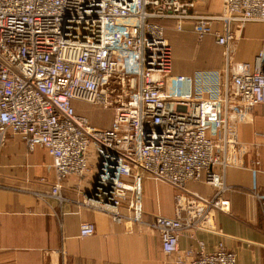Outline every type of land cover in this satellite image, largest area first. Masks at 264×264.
<instances>
[{"label":"built area","instance_id":"2783aa9c","mask_svg":"<svg viewBox=\"0 0 264 264\" xmlns=\"http://www.w3.org/2000/svg\"><path fill=\"white\" fill-rule=\"evenodd\" d=\"M168 21L179 32L190 22L200 41L213 37L226 70L174 72ZM249 23L264 24V0H225L215 13L198 0H0V146L10 133L30 151L43 146L56 172L53 196L62 199L66 178L86 179L98 209L157 230L171 264H237L222 242L211 251L179 242L230 212L229 187L214 171L226 166L229 140L215 136L227 132L232 90L236 109L264 105V37L252 60L228 71ZM83 103L112 110L111 125L78 113ZM146 179L174 189L173 216L144 220ZM191 181L215 195L190 190ZM254 196L264 218V189ZM95 230L85 222L80 234Z\"/></svg>","mask_w":264,"mask_h":264},{"label":"crops","instance_id":"0c3cea01","mask_svg":"<svg viewBox=\"0 0 264 264\" xmlns=\"http://www.w3.org/2000/svg\"><path fill=\"white\" fill-rule=\"evenodd\" d=\"M223 1L215 0L221 7ZM165 24L168 37L178 32L173 29L174 22ZM181 32L191 38L192 24L185 22ZM263 37V23L247 24L232 47L233 60H252ZM203 52L204 60L207 50ZM224 52L221 47L219 54ZM217 63L222 66L221 59ZM191 69L179 67L178 71L187 73ZM241 107L253 110L252 114L229 123L226 133L215 136L224 139L227 135L229 140L226 166L215 167L214 171L229 187L223 196L229 201L230 212L216 214L214 230H199L194 238L191 232L183 234L179 247L199 250L201 241L211 251L222 242L226 249L236 252L237 264H264V218L254 196V191L264 189V105ZM219 144L223 145V140ZM56 181L48 151L43 146L30 151L20 136L10 133L0 146V264L172 263L175 255L163 252L157 230L145 223L116 220L111 213L98 209L91 199L93 186L86 179L66 178L62 199L51 193ZM161 185L149 179L143 183L147 222L156 215H174V189L163 193ZM188 188L209 198L216 192L204 181H191ZM85 222L93 223L96 229L87 237L80 234Z\"/></svg>","mask_w":264,"mask_h":264},{"label":"rangeland","instance_id":"374dc122","mask_svg":"<svg viewBox=\"0 0 264 264\" xmlns=\"http://www.w3.org/2000/svg\"><path fill=\"white\" fill-rule=\"evenodd\" d=\"M198 7L199 10L203 12H219L222 10L221 5L216 4L215 0H205L204 2L198 0ZM187 34L188 33L178 31L173 35L171 34V36L175 39L172 37H168L173 49L174 72L182 73L181 71H178L179 67L192 68L191 72L183 73L187 75H193L200 70H215L220 72L226 70V67L228 65L226 54L225 52L223 55L221 53L219 54L221 46H218L215 41H213V37L210 36L203 41H200L195 34H193L191 38H185L184 36H186ZM207 39H211V41H207ZM204 49H206L207 52L205 55L206 59L203 60ZM220 59L222 61V66L218 67L219 64L217 63V61L219 62ZM231 93L235 94L233 90L231 91ZM252 111L253 110L251 109H244V115L242 116L250 115V113L252 114ZM81 112L88 115L91 122L99 127H106L113 118L112 110L104 109L101 106L97 105H89L84 103L80 104L78 113ZM160 184H162L159 188L161 192L171 193L173 191V188L170 185L162 182H160ZM229 251L235 252L234 250Z\"/></svg>","mask_w":264,"mask_h":264},{"label":"bare ground","instance_id":"6f19581e","mask_svg":"<svg viewBox=\"0 0 264 264\" xmlns=\"http://www.w3.org/2000/svg\"><path fill=\"white\" fill-rule=\"evenodd\" d=\"M225 1V0H224ZM224 1H223V3H224ZM215 13V12H214ZM232 55V54H231ZM242 62V61H241ZM238 64H240V61H237V60H233V58H232V65H231V67L228 69V71H230V72H233V71H235L236 70V67H237V65ZM231 99H232V101H234V105L231 107V109H230V113H231V118H230V123H233V121H234V119H238V118H240L242 115H244L243 114V110H244V108L243 107H239L238 108V112L236 111V106H235V104H237L236 102L237 101H235L236 99H237V96H236V94H232V96H231ZM196 192V191H195ZM198 193V192H197ZM209 198V197H208ZM212 198V197H211Z\"/></svg>","mask_w":264,"mask_h":264},{"label":"trees","instance_id":"16d2710c","mask_svg":"<svg viewBox=\"0 0 264 264\" xmlns=\"http://www.w3.org/2000/svg\"><path fill=\"white\" fill-rule=\"evenodd\" d=\"M82 113V112H81ZM84 114V113H83ZM88 116V115H87Z\"/></svg>","mask_w":264,"mask_h":264}]
</instances>
